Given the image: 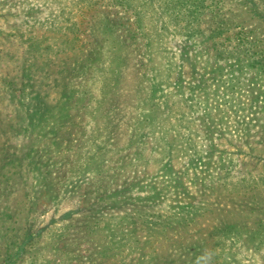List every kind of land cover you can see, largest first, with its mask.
Masks as SVG:
<instances>
[{
  "label": "rangeland",
  "instance_id": "1",
  "mask_svg": "<svg viewBox=\"0 0 264 264\" xmlns=\"http://www.w3.org/2000/svg\"><path fill=\"white\" fill-rule=\"evenodd\" d=\"M0 264H264V0H0Z\"/></svg>",
  "mask_w": 264,
  "mask_h": 264
}]
</instances>
